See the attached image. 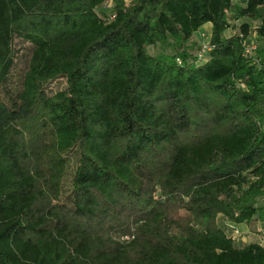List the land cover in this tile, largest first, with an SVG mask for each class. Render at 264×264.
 <instances>
[{
    "label": "trees",
    "instance_id": "obj_1",
    "mask_svg": "<svg viewBox=\"0 0 264 264\" xmlns=\"http://www.w3.org/2000/svg\"><path fill=\"white\" fill-rule=\"evenodd\" d=\"M106 1L0 0V264H264V0Z\"/></svg>",
    "mask_w": 264,
    "mask_h": 264
},
{
    "label": "rangeland",
    "instance_id": "obj_2",
    "mask_svg": "<svg viewBox=\"0 0 264 264\" xmlns=\"http://www.w3.org/2000/svg\"><path fill=\"white\" fill-rule=\"evenodd\" d=\"M132 0H107L104 6L101 9H104L107 13L110 11L114 10L115 4L117 2H121L124 4H129ZM237 2H242L245 3V0H234ZM100 9V11H101ZM210 30L211 27L206 25L198 31L194 36L192 41L195 42L198 46L197 48H194L192 52L194 55H197L198 62L204 61L208 57V43H209V38H210ZM233 28H229L227 30V34H232L233 33ZM24 43L21 39L17 38L16 39V50L18 51V57H20L16 63L15 69L13 71V76H14V82H17L19 79V76L23 73L25 70L27 60L26 57L21 56L22 54L24 55V52L20 51L23 50ZM161 47L159 46H150L149 47V52L153 55L158 54L160 52ZM25 50V49H24ZM21 54V55H20ZM66 80L65 78H57L50 82L47 86V91L49 94H53L58 90L64 89L66 87ZM72 155V154H71ZM77 159L76 155L72 157L71 162L69 164L68 168V179L72 177L75 167H76ZM258 205L264 206V196L259 198ZM218 223L219 225L224 228V230L233 236L235 243L237 246H244L247 243L257 241L264 243V222L254 220L251 223H235L228 218L224 217L222 214H219L218 216Z\"/></svg>",
    "mask_w": 264,
    "mask_h": 264
},
{
    "label": "built area",
    "instance_id": "obj_3",
    "mask_svg": "<svg viewBox=\"0 0 264 264\" xmlns=\"http://www.w3.org/2000/svg\"><path fill=\"white\" fill-rule=\"evenodd\" d=\"M256 47V44H252L251 46H249L247 48V51H251L252 49H254Z\"/></svg>",
    "mask_w": 264,
    "mask_h": 264
},
{
    "label": "crops",
    "instance_id": "obj_4",
    "mask_svg": "<svg viewBox=\"0 0 264 264\" xmlns=\"http://www.w3.org/2000/svg\"><path fill=\"white\" fill-rule=\"evenodd\" d=\"M247 0H245V2H246ZM235 2H237V1H235ZM242 3V2H241ZM208 26H210L211 27V23H207L206 24V27H208ZM264 244V243H263Z\"/></svg>",
    "mask_w": 264,
    "mask_h": 264
}]
</instances>
